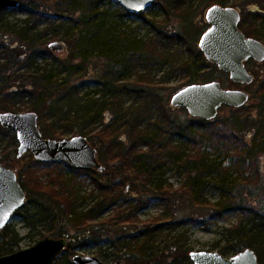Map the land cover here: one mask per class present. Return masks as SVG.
I'll return each instance as SVG.
<instances>
[{"label":"trees","instance_id":"obj_1","mask_svg":"<svg viewBox=\"0 0 264 264\" xmlns=\"http://www.w3.org/2000/svg\"><path fill=\"white\" fill-rule=\"evenodd\" d=\"M100 1L102 0H82V2L80 0H75L76 6L78 9L81 7V10H75L73 14L75 18L72 17V19H69L70 21L68 20L58 25V29L64 30L65 34L69 37L68 39H73L74 47L78 49L75 57L81 60L80 63H71L70 67H73V69L70 67L68 68V77L56 80V83L48 88L46 86L42 87V84L49 79V76L43 75L35 77L29 75L28 77L37 95V98L31 103L32 107L30 108L33 110L31 112H36L37 115H39V120L42 121L43 124L48 120L50 121V125H45L46 130L49 129V126L55 127L56 129L63 127L62 123H64L63 121L66 118L71 120V113L74 115L69 125L83 124V126L86 127L88 123L95 122L101 115H105L106 112L108 113L109 110L119 108L118 102L111 100L114 96L107 100L105 99V95L101 94L94 100V104L98 106L96 111L91 110L90 102L87 105L81 104V101L85 98L81 96L82 85L85 84L83 80H85L84 77L88 75V70L86 69L91 61L90 57L94 55V52H101V55L98 56L106 58V62L109 63L103 75L105 82L101 91L105 89L111 93L115 92V94H119V96L129 95L130 91H133L132 93L134 94L142 93L148 95L150 96L149 98L152 99L149 105V108L152 109V102L154 104L157 100L160 101V95L152 86L148 89L143 86V84L147 82L142 77L144 74H135L138 79L137 82L121 85L117 83V80L112 78L115 72L110 66H120L124 71L128 69L136 71L138 65L147 67V64L153 58L156 61H160L166 57H174L176 51L173 44L183 43L188 46V44L198 41L206 30L194 25L192 21L193 15L188 12L190 11L188 8L192 7V5L187 6L189 4L186 3V0H179L178 2H182L179 7L182 8L181 11L184 12L185 17H183V20L180 21L178 26L173 25L170 27L166 22L163 24H156L154 21H148L153 25L156 31V35L158 36L156 41L151 39L146 42L133 34L130 35V38L126 36L121 40L118 38H116V40L112 38L106 40L108 36L105 34V31L107 30L106 25L108 24L110 16L107 15L106 11H100ZM36 2L37 0H22L21 6L19 7V9L29 10L31 14H34V20H28V22H32L31 26L23 28L19 34L21 41L27 42V44L20 47V50L17 52L13 50L10 51V57L16 65L21 64V61L25 60L27 66L31 67L35 63L34 60L37 56H41V54L35 51L36 43L33 38L27 40L32 29H35L42 21V19L37 17L41 14L42 10L40 8L43 7L46 2L43 4H37ZM215 4L227 6L224 0H219ZM24 5H26L27 9ZM183 7H185V9ZM6 11L7 10H1L0 15L4 14ZM77 11L79 12L78 14ZM119 12L120 16H132L124 8H120ZM246 16V20L243 19V22H241L239 26L240 30L245 32L249 37L256 38L260 41L263 40L264 34L259 30L260 25L257 22L262 20L258 13L253 14L250 12L249 14L247 13ZM243 17H245V15ZM145 22L148 23L147 21ZM203 22L206 24V28H208L209 24L204 20ZM75 34L77 35L76 37H74ZM83 40H85L84 43H81ZM104 40H106V42ZM111 41H114V43ZM163 49L166 51L163 52ZM170 50H173L174 53L168 55ZM188 50L191 51V54L193 52L195 53L194 60L184 62L181 65V69L186 72L189 84H193L199 80L202 81V83L218 80L221 84L227 85L229 88L231 86H241L238 83L235 84L230 79L228 73L220 71L216 64H210L206 60L204 54H202L200 48L189 47ZM152 55L154 57H152ZM54 58L56 59V57ZM159 67L158 70L162 69L163 65L161 64ZM203 70H205V73L199 75ZM5 71L6 69L4 66L0 65V74H3ZM74 77H79L78 79L82 81L74 83L72 82ZM50 78L52 79V77ZM21 80L22 79L19 77L14 81V83H16L12 85V92H9L8 95L0 100L1 106H5L6 109L12 110V99L15 100L19 97L23 98L29 94L25 89L20 88V85H22L20 82ZM260 84L257 92L261 96V104L264 105V80ZM95 93L97 95L99 91ZM51 101L53 105L49 103ZM77 105L79 108H76ZM223 107H230L235 110V115H231L224 123H222L218 117H216L215 120H204L197 117L187 118L186 120L184 118V120H182L175 115H173V117L167 115L163 107L161 108L160 106L157 110V113L160 114V121L154 123L158 131L155 128V132L152 133L147 130H142V132L138 131V125L135 124V121H142V119H147V117H153L152 114L143 113L144 111H141V114L140 112H133L129 119L133 125L131 124L130 126L128 121L125 122L129 137H122L120 139L118 135H114L113 133L112 139L110 140L111 146L110 148L107 147L110 153L112 152L113 155L121 157L122 160V166L119 168L114 167L112 175H123L124 182H131L133 188L142 187L143 192L149 191L151 194L156 192V194L160 195L161 199H159L164 202L165 206H171L173 203L172 196H174L173 191H171L172 187H164L160 184L154 188L152 184L157 170L165 169V167L170 164H176L180 170L188 173L186 182L177 190V193L180 198L189 199L196 204L198 208L205 210L207 212V218L221 219V217H224L228 212L244 211V202L241 198V188H243L244 185L242 182L252 180L258 173V166L255 165L254 160L255 157L264 150V134L262 136L263 148L259 149L253 145L248 147L246 138H244L242 134V127L247 125L249 118H243L241 114L246 105L237 109L229 105H224L222 108ZM179 109L188 114L186 109ZM106 116L108 117V115ZM118 116L119 113H116V118ZM149 119L152 118H148V120ZM260 119L259 123L256 125L258 127L264 126L263 119H261V121ZM252 120L254 121V119H251V121ZM220 126H222L223 130L225 129L224 132H221ZM81 131H84L83 127H81ZM50 133L52 137H56V132ZM127 140L128 142L126 143ZM177 140H181L182 142L177 143ZM207 142L210 143L216 151H224L226 154L231 150H235V154L232 155V158L234 165H237L235 168L238 172L237 177H234L235 172L229 171L230 168L224 166L225 160L229 159L231 154H227L224 161L215 162L211 160L209 158L210 155L201 148L200 144ZM144 145L148 146L150 151L143 153L141 151L138 152L137 150L139 147H143ZM198 145L200 147L197 148ZM100 150L103 152L102 147ZM29 155L32 157V154ZM33 162L34 164H51L54 166L60 164L56 162L43 163L38 160H34ZM69 167L73 173L78 175L82 173L85 174V177L91 178L95 182L96 187L101 189V199L81 214L76 210L78 200L75 201L73 198V193L72 190L69 189V184L62 181L58 189H56L55 186L54 188L47 187L38 176L36 177V175L30 171L29 166L20 173L19 179L21 180L20 182L23 190L29 192L27 196L31 200L30 203L34 209L32 215L25 217V223H27V225H35L39 222L52 224L47 230V233H51L52 237L68 239L69 244L67 248L62 251V253H65L66 259H62L63 257L60 255L55 260L54 264H75L72 262V259L69 258V256L73 257L75 254L73 242L74 234H71L67 227L72 226L77 230L82 229L90 224L93 219L102 216L103 213L117 202V186L123 185V183H117V185L112 184L110 195L107 190L108 188L106 185L102 184V180H100L103 175L101 171L105 168L99 171L94 168ZM127 171L134 172V174L129 176ZM24 175L25 177L23 178ZM112 175L110 174L109 176L111 177ZM211 186L216 188L219 193V200L217 202H211L210 199L207 198V191ZM43 199L48 200L51 204L46 205V201ZM149 199L153 198L149 197ZM27 204L28 202L26 201L18 211L25 209ZM145 204L142 203V200L140 201L138 199L134 204H131L134 212L127 214L125 212H117L104 218L111 226L123 224V235L116 238L112 250L113 252L108 256L111 260V264H193L190 258L192 249L188 245V238L184 240V235L182 233L169 241L167 246H164L162 249H160V247H155V237L157 233L164 230V225L159 219L146 222L140 221L137 217V213ZM195 217L183 219L178 222H183V224L188 220L195 221V223L196 221L199 222L200 217ZM205 221L206 219H203L204 224ZM178 222L170 221L169 224L174 223L178 225ZM128 223L129 225H125ZM138 224H141V226L139 227ZM230 232H232L230 234L231 239H236V241L232 244L229 243L224 245L219 253L224 256H233L247 248H255L254 250L258 255L259 264H264V209L255 212V214L253 213L250 219L246 220V222H240L238 227L233 228ZM0 233H2L4 238L3 243L0 244V255L13 253L15 251L14 247L17 246L19 242V234L16 233L15 229L10 228V224L1 230ZM63 261L65 262L62 263Z\"/></svg>","mask_w":264,"mask_h":264},{"label":"rangeland","instance_id":"obj_2","mask_svg":"<svg viewBox=\"0 0 264 264\" xmlns=\"http://www.w3.org/2000/svg\"><path fill=\"white\" fill-rule=\"evenodd\" d=\"M80 1L82 2V0ZM178 1L179 0L156 1L147 11L140 14L130 13L132 16H120L119 10L123 7L116 2L113 3L112 0L100 1V11H106L107 15L110 16L108 24L106 25L107 30L105 31V34L108 36L106 40L111 38L115 40L118 38L121 40L126 36L130 38V35L133 34L146 42L151 39L156 41L158 36L156 35L153 25L148 21H154L156 24H163L166 22L170 25V27L173 25L178 26L180 21L183 20V17H185L184 12L181 11L182 8L179 7L182 2ZM218 1L219 0H186V3L189 4L187 6L192 5V7L188 8L190 9L188 12L193 15L192 21L196 27H202L203 30L207 29L203 20L206 22L205 16L207 10ZM224 1L227 3V6L235 7L241 12L242 16L245 15V20L247 13H258L260 19L262 20L260 22L257 21L260 25L259 30H261L264 34V0ZM36 3H45L44 6L40 8L42 10L41 14L37 17L42 19V21L35 29H32L27 37V40L33 38L36 43L35 51L36 53L41 54V56H37L34 60L35 63L31 67L27 66L25 60L21 61V64L19 65L14 64L12 58L10 57V51L13 50L14 52H17L20 50V47L27 44V42L21 41L19 34L23 28L31 26L32 22H28V20L33 19L34 14H31L29 10L8 9L4 14L0 15V65H3L6 69L3 74H0V100L8 95L9 92H12V85L19 77L22 79L20 81L22 84L20 85V88L25 89L29 93L23 98L19 97L15 100L12 99V110L6 109L5 106L0 105V112L13 111L16 113H23L33 111L30 107H32L31 103L37 98V95L35 94V88H32V83L28 79L29 75H33L35 77L43 75L49 76V79L42 84V87L46 86L48 88L49 86L54 85L56 80L68 77L67 70L71 66V63H80L81 61L79 58L75 57L78 49L74 47L73 39H68L69 37L65 34L64 30L58 29V25L62 22L68 21L69 19H72V17L75 18L73 16L75 10H81V7L78 9L75 4V0H37ZM24 7L27 9L26 5H24ZM183 8L185 9V7ZM78 13L79 12L77 11V14ZM144 18L148 23L144 21ZM76 36L77 35L75 34L74 37ZM106 40L104 41L106 42ZM84 41L85 40L81 41V43H84ZM261 41L264 42V39ZM52 42L64 43V46L61 50H53L50 48V44H52ZM111 42L114 43V41ZM198 42L199 40L188 44V46L183 43L173 44L176 51L174 57H166L160 61H156L153 58L149 61L147 67L138 65L136 71L130 69L124 71L120 66H110V68H112L115 72L114 75H112V78L117 80V83L121 85L137 82L138 79L135 74H144L142 77L147 82H145L143 86L147 89L152 86L153 89L160 95V101L157 100L154 104L152 102V109L149 108L152 99H150V96L148 95H144L142 93L134 94L132 93L133 91H130L129 95L119 96V94H115V92L111 93L105 89L101 91L105 82L103 75L107 70L106 66L109 63L106 62V58L98 56L101 55V52H94V55H91L90 57L91 61L86 69L88 70V75L84 77L85 80H83L85 81V84L82 85L81 96H84L85 98L81 101V104L87 105L90 102V106L92 108L91 110L96 111L98 106L94 104V100L101 94L105 95V99L107 100L114 96L111 100L118 102L119 108L109 110L108 113L106 112L105 115H101V117L95 122L88 123L86 127H84L83 124L69 125L72 120V116L74 115L73 113H71V120L66 118L63 121L64 123H62L63 127L58 129L49 126V129L46 130L45 125H50V121L48 120L45 124H43L42 121L38 120V125L40 126L42 134L45 138L67 139L78 135L87 137L90 144L97 149L98 160L102 166H104L103 168H105L102 170L103 172L101 171L103 175L100 180H102V184L106 185L110 195V192L112 191V184L117 185V183H123V185L117 186V202H115L109 210L103 213L102 216L93 219L90 224L82 229L77 230L72 226L67 227L69 232L74 234V255L79 254L81 256H96L104 263L111 264V260L108 256L113 252L112 250L115 245L116 238L123 235V224L111 226L104 218H107L110 214L113 215V213L117 212H125L126 214L134 212L131 204H134L138 199L140 201L142 200V203L144 204L146 202L145 206H143V208L137 213V217L140 221L146 222L149 220L154 221L159 219V221L164 225V230L157 233L154 240V244L156 245L155 247H160V249L167 246L169 241L173 240L176 236L182 233L184 235V240L188 238L187 242L192 250H212L219 252L224 245L229 243L232 244L236 241V239L232 240L230 235L232 233L230 231H232L233 228L238 227L239 223L242 221L246 222V220L251 218L253 213L255 214V212L264 209V150H262L254 160L255 165L258 166V173L254 176L255 178L253 177L252 180L242 182L244 185L243 188H241V198L244 202V211L228 212L224 217H221V219L207 218V212L205 210L198 208V206L189 199L186 200L184 198H180L177 190L180 189L186 182L188 173L180 170L176 164H170L167 165L165 169L157 170L152 184L154 188L160 184L164 187H172L171 191H173L174 196H172L173 203L171 206H165L164 202L160 200V195L156 194V192L153 194L149 191L143 192L142 187L139 186L133 188L131 182H124L125 180L123 175H112L114 167L119 168L122 166V160L121 157L113 155L112 152H109L108 148L111 146L110 140L112 139L111 137L113 136V133L114 135H118L120 139L122 137H129L125 122L128 121V124L131 126L132 122H130L129 119L133 112H140L141 114V111H144L143 113L152 114L153 117H147V119H142V121H135V124L138 125V131L142 132V130H147L150 133L155 132L156 126L154 123H158V121H160V114L157 113L160 106L161 108L163 107V110H165L164 112L169 116L173 117V115H175L182 120H184V118L185 120L187 118H191V116L186 114L185 111L171 106V97L174 93L183 89V87L191 85L188 83V76L186 72L181 69V65L184 62L194 60L193 58L195 57V53L193 52L191 54V51L188 49L189 47L199 48ZM165 51L166 50L163 49V52ZM170 53L172 54L174 51L170 50L168 55H170ZM54 57H56V59ZM152 57L154 56L152 55ZM161 64L163 65V68L158 70ZM70 68L73 69V67ZM248 70L255 76L254 81L249 85L247 84L236 87L231 86L230 88L244 90L250 95V99L241 113L243 118H249L247 125L242 127V134L243 137L246 138L248 147L253 145L260 149L263 148L264 145H262L264 126L258 127L256 125L259 123L260 118L264 121V105L261 104V96L257 91L261 85L260 83L264 80V61L249 62ZM203 73H205V70L201 71L199 75H203ZM50 77H52V79ZM78 78L79 77H74L72 82L75 83L82 81ZM194 83L202 84V81L199 80ZM224 86L229 88L227 85ZM97 91H99V94L96 95L95 92ZM49 103L53 105L52 101ZM77 107L79 108L78 105L76 108ZM234 111L235 110L230 107H223L219 110L216 117L224 123V121L227 118H230L231 115H235ZM116 113H119L117 118ZM106 115H108V117ZM148 118L152 119L148 120ZM251 119H254V121H251ZM81 127L84 128V131H81ZM220 127L221 132H224L225 129L223 130L222 126ZM50 132H56V137H52ZM127 142L128 140L126 143ZM176 142L178 143L182 141L177 140ZM200 145L201 148L210 155L209 158L215 162L221 160L224 161V158L226 159L227 157L226 155L231 154L230 158L225 160L224 166L229 167V171L235 172L234 177L238 176V172L235 169L237 165H234L232 158V155L235 154V150H231L226 154L224 151H216L208 142ZM18 146L19 141L18 138H16V132L0 125V161L8 167H11L13 170H16L18 180L20 179V173L23 170H26L27 166H29L30 171H32L36 177L38 176V178L47 187L49 186L54 188L55 186L56 189H58V186L62 181L69 184V189L72 190L73 198L75 201L78 200L76 210L79 214L87 211L101 199V189L96 187L95 182L91 178L85 177V174H75L69 166L64 167L62 164H58V166L51 164H34L33 161L35 158L33 156L31 157L29 155L30 153H26L21 158H17L19 149ZM104 146L108 148L106 149ZM101 147L103 148V152L100 150ZM198 147L200 146L198 145L197 148ZM137 151H141L142 153L146 151L149 152L150 148L144 145L143 147H139ZM110 174L112 175L111 177L109 176ZM127 174L130 176L133 175L134 172L127 171ZM24 177L25 175L23 178ZM24 191L26 192V201L28 202L27 207L21 211L17 210L9 223L10 228L15 229L16 233L19 234V242L17 246L14 247V252L19 251V249L29 248V246L35 245L45 237H52L51 233H47V230L52 224L39 222L35 225H27V223H25V217L32 215L34 213V209L30 203L31 200L27 196L29 192L26 190ZM149 197L153 199H149ZM207 198L210 199L211 202H217L219 200V193L216 188L213 186L209 187V190L207 191ZM43 200L46 201V205L51 204L48 200ZM195 216L200 217L199 222L196 221L195 223V221L190 220H188L185 224H183V222H178L183 219H191ZM203 219H206L205 224ZM170 221L178 222V225H175L174 223L169 224ZM125 225H129V223ZM138 226L140 227L141 224H138ZM3 241V235L0 233V244H2ZM61 256L63 257L62 259H64L65 253H62ZM231 256L232 255H229V257ZM69 258L73 259L72 256H69ZM64 262L65 261L62 263Z\"/></svg>","mask_w":264,"mask_h":264},{"label":"water","instance_id":"obj_3","mask_svg":"<svg viewBox=\"0 0 264 264\" xmlns=\"http://www.w3.org/2000/svg\"><path fill=\"white\" fill-rule=\"evenodd\" d=\"M157 0H112L131 14L147 11ZM20 0H0V11L19 9ZM209 27L199 39V48L207 61L229 74L236 84L249 85L254 75L247 69L246 61H264V43L247 37L240 30V12L235 7L212 5L206 13ZM64 43L52 42L50 48L61 50ZM171 106L186 109L189 116L204 120H215L224 105L240 108L250 99L248 92L224 87L220 81L193 83L183 87L171 97ZM36 112H0V125L16 132L19 146L17 157L26 153L43 163L56 162L64 166L103 169L97 149L87 137L78 135L67 139L44 137L38 125ZM23 190L16 170L0 161V230H3L25 204ZM69 242L67 238L45 237L26 249L0 256V264H54ZM194 264H259L255 250L247 248L231 257L218 251L201 250L190 252ZM75 264H106L96 256H73Z\"/></svg>","mask_w":264,"mask_h":264},{"label":"flooded vegetation","instance_id":"obj_4","mask_svg":"<svg viewBox=\"0 0 264 264\" xmlns=\"http://www.w3.org/2000/svg\"><path fill=\"white\" fill-rule=\"evenodd\" d=\"M243 19H244V17L241 15V12H240V24H241V22H243ZM240 24H239V26H240ZM245 33V32H244ZM247 36V35H246ZM247 37H249V36H247ZM252 38V37H251ZM250 61H253V62H255L253 59H249L248 61H246V64H247V69H248V65H249V62ZM249 71V70H248ZM250 72V71H249ZM26 201V200H25Z\"/></svg>","mask_w":264,"mask_h":264},{"label":"bare ground","instance_id":"obj_5","mask_svg":"<svg viewBox=\"0 0 264 264\" xmlns=\"http://www.w3.org/2000/svg\"><path fill=\"white\" fill-rule=\"evenodd\" d=\"M202 54H203V52H202ZM204 56H205V54H204ZM205 58H206V57H205ZM206 60H207V59H206ZM210 64H211V63H210ZM99 171H101V170H99ZM20 183H21V182H20ZM21 186H22V185H21ZM9 223H10V221H9ZM9 223H8V225H9ZM6 227H7V226H6ZM6 227H5V228H6Z\"/></svg>","mask_w":264,"mask_h":264}]
</instances>
